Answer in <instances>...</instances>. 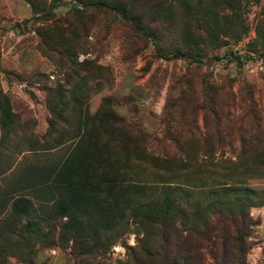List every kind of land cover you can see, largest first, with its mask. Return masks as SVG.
Instances as JSON below:
<instances>
[{
	"label": "rangeland",
	"instance_id": "rangeland-1",
	"mask_svg": "<svg viewBox=\"0 0 264 264\" xmlns=\"http://www.w3.org/2000/svg\"><path fill=\"white\" fill-rule=\"evenodd\" d=\"M131 12L132 19H126L104 7L83 6L78 0H33L32 6L24 0H0V92L17 116L10 125L13 130L0 128V196L2 191L7 197L22 195L25 191L15 187L20 175L43 159L63 153L69 145L67 139L63 146L50 148L45 100L46 88L62 84L73 54L76 61L87 59L104 67V77L88 81V112L93 113L102 97L108 96L119 123L142 135L144 147L153 154L180 156L176 138L181 146L185 139L199 144L215 138L216 125L219 143L213 142L215 138L210 149L195 146L194 157L209 167L217 166L237 153L236 129L249 137L253 127L264 132V0H250L242 7L245 32L236 42L230 35L237 14L215 0H138ZM191 18L199 20V34L190 30L195 27ZM136 19L139 32L133 27ZM143 27L150 36L143 33ZM204 27L209 29L210 40L202 34ZM153 41L163 50L190 44L200 61L184 56L160 58ZM204 81L217 88L208 109L200 108ZM245 185L264 189V178H249ZM26 197L41 215L39 205L46 202L31 193ZM248 215L254 224L246 238L244 264H262L264 204L250 207ZM215 223L232 229L231 223L218 217ZM212 229L210 235L205 233V240L203 232H181L180 243L192 253L197 250L199 257L194 258L200 264H215L219 253ZM52 233L58 234L57 224ZM141 235L129 221L128 229L106 249L76 255L70 243L64 250L56 242L49 246L34 243L30 256L17 252L22 254L19 259L9 254L5 264L132 263L130 256L140 255Z\"/></svg>",
	"mask_w": 264,
	"mask_h": 264
},
{
	"label": "trees",
	"instance_id": "trees-1",
	"mask_svg": "<svg viewBox=\"0 0 264 264\" xmlns=\"http://www.w3.org/2000/svg\"><path fill=\"white\" fill-rule=\"evenodd\" d=\"M24 1L33 5V0ZM78 1L83 6L104 7L122 18L132 19L131 9L138 0ZM249 1L215 0L237 14V25L230 35L234 42L245 32L241 11ZM191 21L195 27L190 30L199 34V20L191 18ZM139 25L136 19L133 27L137 32ZM201 30L210 40L209 29ZM143 33H148L145 27ZM153 44L160 58L184 56L192 62L200 61L190 44L181 43L167 50L161 49L157 41ZM71 57L62 84L46 88L45 100L49 112L45 135L49 137L48 144H52L49 147H61L67 139L69 145L63 153L43 159L42 164L30 166L25 175H20L15 187L25 191L22 195L7 197L2 191L0 264H5L9 254L22 252L30 256L34 243L49 246L56 242L63 250L70 243L74 254H91L113 244L128 229L129 221L142 232L138 242L140 255L130 256L132 263L123 264H200L195 259L199 257L197 250L192 253L180 243L181 232H203L205 240L208 238L205 233L210 235L213 224L216 233L213 240L220 244L215 264H244L246 238L254 224L248 209L264 204V189L250 188L245 181L264 178V132L253 127L249 137L243 129L241 132L236 129L237 153L217 166L209 167L194 157L195 146L210 149L211 143H219L220 130L216 125V135L213 134L216 139H203L199 144L185 139L187 142L181 146L176 138L180 156L153 154L144 147L142 135L119 123L108 96L102 97L93 113L88 112V81L104 77V67L87 59L76 61L75 54ZM65 86L69 89L62 88ZM216 89L202 82L201 109L213 104ZM254 116L256 120L257 114ZM16 118L7 96L0 92V128L6 132L13 130ZM30 193L46 202L39 205L41 215L36 214L26 197ZM217 217L231 223L232 229L217 225ZM55 224L58 234L54 237ZM21 255L17 258L21 259Z\"/></svg>",
	"mask_w": 264,
	"mask_h": 264
}]
</instances>
